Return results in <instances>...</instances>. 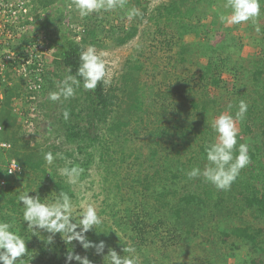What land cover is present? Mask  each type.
<instances>
[{
  "label": "trees",
  "instance_id": "1",
  "mask_svg": "<svg viewBox=\"0 0 264 264\" xmlns=\"http://www.w3.org/2000/svg\"><path fill=\"white\" fill-rule=\"evenodd\" d=\"M56 1L32 0L31 16L36 30L44 34V44L49 49L52 41L59 48L53 68L50 65L43 68L45 73L49 67L53 71L44 76L40 87V93L44 92L45 96L47 90H57L56 82L64 78L69 68L75 75L80 53L86 45L100 47L105 39L103 32L115 35V42L121 45L135 37L140 23H147L142 35L149 39V48L153 49L148 51L151 56L142 49L137 56L126 61L117 88L120 95L115 96L116 90L103 83L98 84L95 91L80 87L73 98L54 102L56 112L44 108V116L53 117L54 121H47L42 126L50 139L49 146H53L51 135L56 128L63 129L65 141L75 144L78 154H84L80 166L85 170L92 161L89 149L97 144L99 161L105 165V173L113 178L114 183L111 187L113 201L108 206L127 203L122 210L109 209L110 217L115 225L131 233L130 240L141 256L139 264H180L178 260L184 254L185 243L194 236L200 238L198 247L205 248L206 255L201 264H264V4L255 24L249 21L227 30L221 28V38L214 42L209 36L215 30L220 14L215 11L213 3L226 4L227 0H177L155 7L149 5L152 0H128L125 9H117L115 16L114 11L93 13L79 19L77 25L73 22L75 27L71 25L68 31L62 28V19L55 25V16L60 13L37 23L42 12ZM63 1L67 8L71 1ZM35 7L40 9L39 12ZM132 7L140 9L143 15L129 23L125 12ZM221 24L226 23L220 21L219 26ZM68 25L66 22V27ZM256 25L260 27L259 33L255 31ZM239 27L258 49L253 61H242L231 51L238 49L239 41L232 31ZM228 58L232 60L225 69ZM147 64L152 79L162 73L161 81L151 84L141 79L148 69ZM225 75L233 81L231 86L226 84ZM20 89L21 86L16 85L4 90V100L0 104V141L12 146L7 152L9 159H15L22 167L18 178H28L30 172H40L44 181L42 153L36 143L21 137L19 125L23 122L11 108L12 97L24 101L36 94V90H30L24 99ZM147 89L153 103L147 100ZM121 95L126 97L123 104L118 99ZM240 100L247 103L248 110L244 120L237 123V148L242 143L249 145L251 164L241 170L228 191H218L203 177L189 179L188 171L197 166L203 169L207 163L205 146L217 142L213 121L222 113L235 116ZM33 102L35 100L28 101ZM66 109L70 113L67 121L62 116ZM83 121L87 125L85 128H82ZM99 124L104 131L102 139L93 132ZM148 126L152 129L149 130ZM140 129L141 145L135 149L129 136L133 134L137 138ZM60 137V133H55L56 141ZM234 154L238 152L234 150ZM131 158L132 166H126L125 174H121V164ZM156 159L168 166L161 167L162 163ZM110 162L111 169L107 166ZM0 179L5 180V193H11V179L6 177L3 166H0ZM183 182L186 186L178 187ZM51 183L57 194L64 191L74 198L70 188L60 180ZM43 190L44 194L39 185L35 196L39 195L45 202V196L50 192L47 187ZM136 190L145 194L147 199L137 196ZM170 196L177 199L176 203L168 201ZM17 200V196H11L8 209L17 221L15 228L19 227L21 232L15 228L12 230L25 236V259H30L29 264H72L74 260L68 261L67 257L68 247L74 246L73 241L68 244L66 238L60 240L57 233L49 244L47 237L52 234L44 230L33 235L27 222L20 220L22 203ZM147 200L152 204L146 203ZM99 228H103L102 223ZM106 233L104 228L99 234L105 238ZM108 238L103 252L98 254L103 264H107L104 256L109 249L118 255H127L122 251L125 243ZM75 247L74 255H77Z\"/></svg>",
  "mask_w": 264,
  "mask_h": 264
},
{
  "label": "clouds",
  "instance_id": "2",
  "mask_svg": "<svg viewBox=\"0 0 264 264\" xmlns=\"http://www.w3.org/2000/svg\"><path fill=\"white\" fill-rule=\"evenodd\" d=\"M127 2L128 0H73L69 7H74L79 16L83 18L93 13L123 10ZM262 4H264V0H227L224 7L230 11L227 15L223 12L220 13L219 19L222 23L231 25L249 21L255 24L261 15ZM142 15L141 10L136 7L129 8L125 12L129 23ZM255 31L260 32L258 25H256ZM103 56L104 53H98L94 45H88L80 53V64L75 75L71 74L69 68L68 73L57 83V90L49 92L47 99L55 102L61 101L63 98L64 101H67L76 95V90L80 87L86 91H95L100 83L110 84ZM231 107L232 105H229V108ZM247 110V103L240 100L235 116L222 113L213 121L212 127L217 133V142L205 146L207 163L203 169L197 166L188 171L186 175L189 179L203 177L205 182L212 184L218 191L230 190L241 170L251 164L249 145L242 143L237 148L239 135L237 123L244 120ZM62 116L67 121L70 118L69 111L64 110ZM234 150L238 154H234ZM57 157L63 159L61 153L55 155L50 151L44 153V160L48 165H52ZM13 164L16 165V161H13ZM59 172L67 178V183L76 185L80 182L84 169L78 164H73L71 167L60 168ZM28 192H22L18 196V202H22L23 222H27V228L32 230L33 235H36L40 230L52 234L47 237V243L50 244L53 236L59 233L66 238L68 244L75 240L84 249L94 247L97 254L103 252L105 247L103 241L94 245L88 241L85 235L102 223V218L98 215L97 208L93 204L86 206L77 223L73 216L74 204L67 192L59 191L53 200L45 202H42L39 195L32 197L28 195ZM14 223L15 219L12 222L0 221V264H29L30 259H25L27 255L25 239L12 230ZM78 228L79 231H77ZM122 251L127 255H118L116 251L109 249L104 260H107V264H139L135 246H124ZM67 260L78 261V264H91L87 257L82 258L79 255L69 254Z\"/></svg>",
  "mask_w": 264,
  "mask_h": 264
},
{
  "label": "rangeland",
  "instance_id": "3",
  "mask_svg": "<svg viewBox=\"0 0 264 264\" xmlns=\"http://www.w3.org/2000/svg\"><path fill=\"white\" fill-rule=\"evenodd\" d=\"M70 1H71L70 4H72L73 3L72 0H70ZM173 1H177V0H152L149 5H150V7H155L160 3L173 2ZM223 4H224V2H222L220 4L213 3V7L215 8V11L218 13V15L222 12L227 15L230 11L228 9H225V7L222 6ZM68 6H67V8L65 7L63 0H57L53 6H51L47 9V11L42 12V14H41L42 17L37 20V23H40L42 20H45V18L48 16L53 17L54 15L60 13L58 16H55L56 17V24L55 25H57L59 23V20L61 21V19H62L63 23H64V27H62V28L68 31V29L71 25H73L75 27V23H73V22H76V25H77V23H79V19H81L78 12L76 11V9L74 7H68ZM35 10L36 11L38 10V12H39L40 9L35 7ZM116 11H118V10H115L114 13H112L114 16L116 15ZM210 12H212V11H208V13H210ZM66 22H67V24L68 23L70 24L67 27H66ZM219 22H220V19L217 21L216 25L214 26L215 30L212 31L210 33V36H209V37H211L212 41H214V42L220 40L221 28L224 30L225 29L227 30L228 27L233 28L235 26V25H231V24H227V23L224 24V26H222V24L219 26ZM146 28H147L146 22H143V24L140 23L138 28H137V32H136L135 37L132 40L127 41L121 45L117 44L115 42V35H108L107 32L102 33L105 36V39L100 44L101 46L96 47V49H97L98 53H100V52L104 53L103 59L106 61V68L108 70V76L110 78V84L106 85V87L110 88V89H115L116 90L115 96L120 95V91H118L117 88L120 85V77L124 73L126 61L131 56H134V55L137 56V54L142 52V49H145L146 53L148 54V51L150 49L149 48V42H148L149 39L142 35V31H144ZM217 28H220V30L217 31L216 30ZM106 29H107V26H106L105 30ZM243 34L244 33L242 32V29L240 27L238 29H234L232 31V35H234L235 37L238 38L240 46L238 45V49H231V51L233 52V55H235L239 59H242V61H253L255 59V56L257 55L258 49L255 46V43L252 40H249ZM103 35L101 36V38H104ZM56 38L57 37H55L54 39H56ZM52 42H51L52 47L50 49L51 51L49 54V56L51 57V62L48 63L47 65H44V67H47L48 65H50L53 68V65H54L53 63H54V60L56 58V54L59 50L57 45L52 43ZM87 46L88 45H86V47ZM86 47H85V49H86ZM152 50L153 49H150V51H152ZM237 50H241L242 53L238 52ZM148 55L151 56L150 52ZM157 56H158V54H157ZM160 58H161V55H160ZM231 60H232L231 58H228L226 60L227 62L225 65V69H227L229 67V63L231 62ZM160 62L161 61H158V63H160ZM146 67H148V64ZM49 69H50V67H49ZM49 69L47 68L46 73L44 71V73H43L44 76H48V74H51L53 72V71H50ZM144 72L145 73L142 74L141 79L144 81L146 80L145 83L155 84V83L161 81V78H162L161 72L159 74H157L154 79H152V77H151L150 67H148V69H146V71H144ZM44 76H43V82H44ZM224 80L226 81V84L228 86H231L233 84V81L227 75L224 76ZM56 83H58V82H56ZM18 86H21V82H19ZM40 90H42V88ZM40 90H38V92L36 91V94H34L32 96V100L35 99L34 103L37 106V109L39 112V121L36 118H33L34 120L31 119L30 120L31 122H29V123L35 124V122H36V125L30 126L29 127L30 129L23 128L22 127L23 124L19 125V129H20L19 132L22 135L21 137L23 139H25L26 141H30V143H36V145L39 149V152L42 153L43 168L45 169V180L43 181V178L41 177L40 172H36L34 174L32 172H30L28 178L16 177L14 179H11L10 185L12 186V191L9 194L5 193L6 184L4 186H0V191H1V194H0V221L12 222L14 219V216H12L11 211L8 209V207L10 206V203L8 202V200L11 198V196L13 197V195H14V196L18 197L22 192L29 191L28 195L34 197L35 193L39 190V185H41L42 186V194H44L43 187H47L48 191L50 192V194L45 196L46 197L45 201H49V200L51 201L57 195V193L53 190V186H52L51 181L60 180L61 182H63V184L68 186L74 194V198L72 199L73 204H74L73 216H74V219L76 220V222L79 221L80 215H82L83 211L85 210V208L88 204H93L97 208L98 215L102 218L103 228L98 229V226H97L95 229L90 230L89 233L85 234L88 241L92 242V244H94V245L100 243L101 241H103L105 244L108 241L106 238L109 237L108 239H111V240L120 239L122 243H125L126 247L127 246H133V243L130 240L131 233L129 231L125 232V231H123L122 228H120L121 226L118 227L117 225H115L113 223V219H111V217H110L109 209L122 210L123 208L126 207L127 203H123V204L120 203V204H117L116 206L115 205L114 206H112V205L108 206V203L113 201L112 200L113 199V192H112L111 187H112V184H114V183L112 180L113 178L112 177L109 178V176H107V173H105V170H104L105 165L100 163V161H99V158H98L99 147L97 146V144H95L94 147L89 149V151L92 153V161H91L90 166L86 170L84 169V173L81 175L80 182L78 184L71 185V184L67 183V178L60 174V172H59L60 168H63L65 166L70 167L75 162H78L77 164L80 165L83 158H84V154H82V155L78 154V152L76 151V148H75V144L67 143V140L65 141V137H64V133H63L62 128H61V130L56 128V131L54 133H52L53 135H51L52 136L51 137L52 138L51 143L53 144V146L48 145V142L50 141V139L46 136V133L42 129V126L46 125L48 122L54 121V118L53 117L49 118V116H44V114H45L44 108L48 109L52 113L53 111L56 112L57 106L53 101L46 99V97L48 96V93H49L48 90L45 92V93H47L46 96H45L44 92L40 93L39 92ZM1 91L2 90H0V92ZM145 92H146L147 100L152 101V103H153L152 97H150V95L148 94L149 93L148 89ZM27 93L29 94V91H27V89H25L24 87L21 86L20 95H22V97L24 99L26 98ZM43 94H44V96H43ZM129 95H131V94H129ZM16 97L17 96L12 97V98L16 99ZM120 97H122V98H120ZM120 97H118V99L123 101L122 102V104H123L126 101L125 100L126 97L123 95H121ZM17 99H18V97H17ZM17 99H16V101H17ZM14 101L15 100H13L11 102V108L12 109H14V105L12 104ZM28 101H29V99H28ZM45 102H46V104H45ZM28 104L29 103H27V104L22 103V105L18 104V108L24 109V111L26 113H30V109L32 108V106H30ZM31 105H34V104H31ZM42 105L46 106V107L40 108V106H42ZM12 113L15 114L13 110H12ZM15 115L18 117V113ZM18 119H19V121H22L21 118L18 117ZM83 123L84 124L82 125V128H85L87 126L86 122L83 121ZM147 128H149V130L152 129L151 126H148ZM95 129L96 130H93V132H95L97 136L101 137L104 134V131L102 130V127L100 124L97 125L95 127ZM140 130H141V133L138 135L137 138H135L133 136V134H132V136H129L130 137L129 139L131 140L130 142L133 143V147L135 149L141 145L142 129H140ZM55 133L61 134V137L58 141H56L54 139ZM155 133L153 132V134H155ZM101 139H102V137H101ZM126 144L129 145L128 142ZM198 146L199 145H197L196 149L198 148ZM199 149H201V147H199ZM49 151L52 152L54 155L56 153H61L63 155V159H60L59 157H57L54 160L52 165H48L44 160V153L49 152ZM66 153H70V154H66ZM8 155L9 154L7 151L0 150V166L1 167L3 166V168L6 164V161L10 158ZM183 157H184V155L181 157L182 160H183ZM174 159H175V156H173V160ZM156 160L158 161V163H162L161 167L164 168V167L168 166V164L167 165L163 164V162L160 159H156ZM132 161L133 160L131 158L126 163L121 164L120 168H123V169H121V174L126 171V169H125L126 166H129V165L132 166L130 164V162H132ZM107 166L111 169V167H112L111 162L107 163ZM168 175H169V173H168ZM180 185H182L183 188L186 186L185 182L179 184L178 187H180ZM183 188H182V190H183ZM161 189H163L162 186H161ZM134 193L137 195L141 192H137V190H136ZM125 194L127 195V192ZM139 195H140V197L141 196L143 197L145 194L142 193ZM139 195H137V196H139ZM147 196H150V195H147ZM144 198L147 199L145 196H144ZM171 198H172L171 196L168 197L167 198L168 201L176 203L177 199L173 200ZM17 203H18V200H17ZM146 203L152 204V201L147 200ZM20 210L23 212L22 204H21ZM150 210H152V207ZM101 211H104V213L101 214ZM1 216H3V220L1 219ZM22 219H23V215H22V218L20 220H22ZM16 224H17V221L15 220L13 229L16 227ZM104 228L107 229V233H106L107 237L102 238V236L99 233L102 232V230ZM15 229H17V231L21 232L19 227L15 228ZM22 237L24 238L25 236H22ZM64 238L65 237L62 235L60 240H63ZM199 243H200V238H198L196 236L190 238V240L187 241V243H185L184 254L180 256L178 263H180V264H190V263L191 264H201V263H203L204 256L206 255V254H204L205 248L201 249L200 247H198ZM228 243H230V242L228 241ZM72 244L74 246H76L75 248H77V250L75 251V253L77 255H79L80 257H82V258L87 257L89 259V261L91 262V264H103L102 258L98 256L94 247L89 248V249H84L75 240H73ZM234 244L237 245V243H234ZM231 245L232 244H230V247H231ZM74 246L71 245L70 247H68V250H69L68 256H69V254L74 255V248H73ZM207 251H208V249H207ZM137 254L139 256V263H140L141 256L139 255L138 251H137ZM62 259H64V258H62ZM72 264H78V261L74 260V262Z\"/></svg>",
  "mask_w": 264,
  "mask_h": 264
},
{
  "label": "built area",
  "instance_id": "4",
  "mask_svg": "<svg viewBox=\"0 0 264 264\" xmlns=\"http://www.w3.org/2000/svg\"><path fill=\"white\" fill-rule=\"evenodd\" d=\"M32 8V0H0V104L4 100V90L14 88L19 82L27 91L35 89L38 92L43 83L44 65L51 62V50L44 44L45 36L36 30L32 21ZM16 99L12 98V101L15 100L12 110L18 113L23 128L30 129V126L36 125V122L29 123L31 119L39 121L37 106L34 102V105L29 103L32 108L30 113H26L24 109L18 108V104H27L29 98L24 101ZM29 100L32 101V97ZM10 148L9 143L0 141V150L7 151ZM13 161L16 160L8 159L4 166L9 179L18 177L22 172L19 163L16 161L14 165ZM4 185L5 180L2 179L0 186Z\"/></svg>",
  "mask_w": 264,
  "mask_h": 264
}]
</instances>
